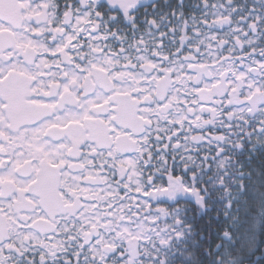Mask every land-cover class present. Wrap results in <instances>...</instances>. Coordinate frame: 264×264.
<instances>
[{"label": "snow or ice", "instance_id": "1", "mask_svg": "<svg viewBox=\"0 0 264 264\" xmlns=\"http://www.w3.org/2000/svg\"><path fill=\"white\" fill-rule=\"evenodd\" d=\"M0 264H264V0H0Z\"/></svg>", "mask_w": 264, "mask_h": 264}]
</instances>
